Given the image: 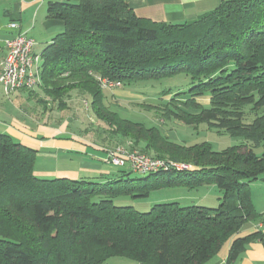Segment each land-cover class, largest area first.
Wrapping results in <instances>:
<instances>
[{
    "label": "trees",
    "instance_id": "trees-1",
    "mask_svg": "<svg viewBox=\"0 0 264 264\" xmlns=\"http://www.w3.org/2000/svg\"><path fill=\"white\" fill-rule=\"evenodd\" d=\"M48 16L64 30L40 54L41 91L31 96L42 108L52 101L64 110L73 92L89 96L111 139L191 168L169 165L136 178L128 171L105 180L42 178L35 174L38 150L0 133V264H103L111 256L206 264L229 241L233 264L249 243L264 240L262 231L236 237L246 224L264 223L251 194L264 175V0H226L184 23L141 17L127 0L50 2ZM178 75L189 78L188 89L163 90L158 104L144 107L163 122L207 124L241 144L216 151L209 142L173 141L121 116L101 86L102 79L136 87ZM203 184L224 193L218 208L171 201L139 211L114 202Z\"/></svg>",
    "mask_w": 264,
    "mask_h": 264
},
{
    "label": "rangeland",
    "instance_id": "rangeland-1",
    "mask_svg": "<svg viewBox=\"0 0 264 264\" xmlns=\"http://www.w3.org/2000/svg\"><path fill=\"white\" fill-rule=\"evenodd\" d=\"M39 87L37 85L33 89H22L23 97H17L13 94L7 96L4 87L0 86L1 131L5 128H11L20 132L28 130L29 133L32 132L34 137L40 140H27L24 136L15 134L13 130V132L9 131L8 133L15 141L39 148L35 167V174L37 173V176L52 178L55 176H42L44 175L43 172L54 170L55 167L62 168L63 166H67V162H64L61 157L62 154L56 150H52L51 144L42 145L41 142L52 140L56 143L53 147L57 148L61 144L70 143L71 140H75L74 134L80 135L77 140L89 145V152L94 151L102 156L101 159L104 163L109 164L108 166L114 171L113 176L117 177L121 174V171H128L131 178L144 176V174L132 171L129 167L113 166V164L107 162V153L102 149V151L99 150L98 146L113 147L121 144V142L118 141L119 139H111L110 135H107V131H105L106 126L103 122L98 121L89 106L88 102L91 101L89 96L73 92L72 97L67 100L68 107L64 110L58 109L57 104L51 100L49 107L43 109L37 99L31 96L32 90H35V92L41 91ZM188 87L189 78L185 75H178L160 81H144L136 87L122 85L114 89H104V93L106 95V102L112 109L117 110L121 116L142 123L147 127L156 126L161 129L163 134L178 143L194 145L209 142L216 151L241 144L243 142L242 138L233 137L224 131L210 128L207 124H200L196 128L175 119L163 122L154 109H146L144 107V104H158L163 90L172 89L173 91H178L186 90ZM205 104L209 105L207 101ZM51 107L52 109H50ZM29 112L36 114V116L33 118V115L31 116ZM5 113H8L9 116L5 115ZM55 154L59 155L57 157L53 156ZM71 154V165L74 166V162L80 160L78 157L79 153L74 151ZM251 194L254 204L256 203L255 208L258 211V209L264 206V175L251 183ZM223 196L224 193L216 184H203L194 189L188 188L185 185H177L154 190L146 198L122 196L115 198L114 202L117 205H131L139 211H149L157 203L171 201H177L182 206L201 205L218 208L223 200ZM226 246L224 245V251ZM103 264L141 263L124 256H111Z\"/></svg>",
    "mask_w": 264,
    "mask_h": 264
},
{
    "label": "crops",
    "instance_id": "crops-1",
    "mask_svg": "<svg viewBox=\"0 0 264 264\" xmlns=\"http://www.w3.org/2000/svg\"><path fill=\"white\" fill-rule=\"evenodd\" d=\"M78 1L80 0H0V75L2 67L5 63L6 40L14 38L20 32L25 33L34 41L32 52L40 56L45 47L53 41L55 36L64 30V23L61 20L48 16V4L50 2L76 3ZM127 1L141 17L150 18L154 21L164 23H184L192 21L199 16L210 12L226 0ZM12 22H16L18 24L17 29H12L9 26ZM21 90L22 89L16 91L13 95L23 97ZM29 114L31 116L33 115V118L36 116V114H31V112H29ZM5 115L9 116L8 113H5ZM49 118L52 119L51 117ZM1 129L2 128L0 127V133L8 134L9 131H14L15 134L24 136L27 140L33 141L36 139L37 141H40L37 137H34L32 132L29 133L28 130L20 132L11 128H5L2 131ZM73 136L76 137L75 140H71L70 143L61 144L60 146H57V148L53 147L56 143L52 140L41 142L42 145L51 144L52 150H56L62 154L61 157L63 161L67 162V166H63L62 168L55 167L54 170L43 172L44 175L42 176L52 175L55 177L69 178L87 177L100 178L102 180L111 177L114 174V171L108 166L109 164L104 163L101 159L102 156L98 155V153L94 151L89 152V145L77 140L80 135L74 134ZM30 147L39 151V148L34 145H30ZM102 147H105V145H99V150H101ZM74 151L79 153L78 157L80 160L78 162H74L73 166L71 165V153ZM58 155L59 154H55L53 156L57 157ZM258 212L264 213V206L258 209ZM256 231H262L264 233V223L250 222L242 228L236 237L245 236ZM225 245H227L225 251L223 250V247L220 253L206 264H227L231 241ZM233 264H264V240H257L249 243L240 259Z\"/></svg>",
    "mask_w": 264,
    "mask_h": 264
},
{
    "label": "built area",
    "instance_id": "built-area-1",
    "mask_svg": "<svg viewBox=\"0 0 264 264\" xmlns=\"http://www.w3.org/2000/svg\"><path fill=\"white\" fill-rule=\"evenodd\" d=\"M9 26L12 29H17L18 24L12 22ZM33 46V39L28 36H21V32L14 38L6 40V55L4 58L6 67H2L0 86L4 87L7 96H11L20 89H33L32 74L30 81L16 83V75L20 74L22 67H29L31 56H27V48H33ZM101 86L104 89H114L122 86V84L121 82L102 79ZM102 150L107 153L106 160L108 163L118 167H129L132 171L148 169L153 165H171L170 163H156L136 148H128L121 144H117L116 147H102Z\"/></svg>",
    "mask_w": 264,
    "mask_h": 264
},
{
    "label": "bare ground",
    "instance_id": "bare-ground-1",
    "mask_svg": "<svg viewBox=\"0 0 264 264\" xmlns=\"http://www.w3.org/2000/svg\"><path fill=\"white\" fill-rule=\"evenodd\" d=\"M21 36H27L25 33H21ZM33 48H27V56L30 57L29 67H22L20 74L16 75V83H24V81H30V76L32 74V84L33 88L40 84L41 77H40V64H41V56L36 55L32 52ZM6 67V60L4 66ZM138 150V149H137ZM150 157V156H148ZM156 163H168L165 160L157 159L150 157ZM173 167L178 168L179 170L190 169L191 166L186 164H179L174 162H169ZM162 168H171L169 165H153L148 169H138L137 172H151V171H158Z\"/></svg>",
    "mask_w": 264,
    "mask_h": 264
}]
</instances>
